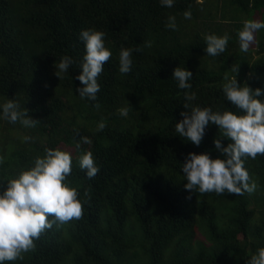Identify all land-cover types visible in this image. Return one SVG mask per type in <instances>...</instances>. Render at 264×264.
<instances>
[{
  "label": "trees",
  "instance_id": "1",
  "mask_svg": "<svg viewBox=\"0 0 264 264\" xmlns=\"http://www.w3.org/2000/svg\"><path fill=\"white\" fill-rule=\"evenodd\" d=\"M169 16L175 30L166 27ZM246 20H264V0H175L171 8L160 0H0V104L14 99L37 120L26 127L0 118V184L60 148L72 154L68 179L86 201L81 218L56 221L22 259L4 264H248L264 247V155L245 161L254 191L190 194L186 155H218L213 140L222 136L210 125L197 147L175 131L180 113L197 105L243 114L223 92L226 75L264 89V28L241 51ZM83 29L105 32L112 51L95 101L76 91ZM208 34L229 35L223 53L207 55ZM122 47L134 50L126 74ZM64 55L74 63L59 78L54 65ZM178 66L192 71L191 89L178 87ZM186 91L196 93L189 109ZM87 151L99 167L94 178L79 166Z\"/></svg>",
  "mask_w": 264,
  "mask_h": 264
},
{
  "label": "clouds",
  "instance_id": "2",
  "mask_svg": "<svg viewBox=\"0 0 264 264\" xmlns=\"http://www.w3.org/2000/svg\"><path fill=\"white\" fill-rule=\"evenodd\" d=\"M163 6L171 8L175 0H160ZM186 19L191 18V12L185 11ZM166 27L177 28L176 17L169 16ZM264 28V20H246L239 31L241 51L247 52L255 42V35ZM106 33L95 29H83L79 39L85 44V54L81 61V72L75 77L83 86L76 88L81 98L97 100L100 91L99 75L104 70L105 63L112 56V51L106 47ZM230 37L228 34L205 36L207 55L217 56L226 50ZM148 46H151L149 43ZM132 48L122 47L119 52V71L129 73L132 70ZM74 63L71 56L64 55L58 64L55 63L56 75L60 78L67 73ZM239 72V68H233ZM192 71L188 68L176 67L173 78L178 81L180 89H191ZM223 92L228 101L234 104L243 114L233 111H213L211 107H191L182 111L175 125V131L180 137L187 138L199 147L203 142L210 125L217 126L222 138H214V151L202 153L189 152L182 163V173L187 183L184 185L190 194L198 190L200 193L216 192L240 195L243 191L252 192L256 189L255 181L249 183V171L245 167L248 157L256 158L264 155V89L253 90L247 83L241 84L236 76H225ZM185 109H189L187 101L196 99L195 92H185ZM97 108L100 105L97 103ZM0 118L12 123L18 120L26 127H34L37 120L28 111H22L19 103L9 99L0 104ZM122 116H127L128 107L118 109ZM106 121L98 124L103 130ZM31 137H25L30 140ZM83 143L90 144L88 137L81 138ZM228 143L225 145L224 141ZM79 147V144L77 145ZM43 157L35 159L34 166L22 171L18 177L7 180V186L0 184V264L5 261L22 259V253L35 247L34 240L53 223L68 222L79 219L84 214V203L79 198L77 187H73L68 179L72 172L73 157L71 152L60 148H47ZM79 166L86 170L88 178H94L99 172L93 153L85 152L79 159ZM190 198V196H189ZM53 217L49 219V217ZM248 264H264V247L257 250L248 260Z\"/></svg>",
  "mask_w": 264,
  "mask_h": 264
}]
</instances>
